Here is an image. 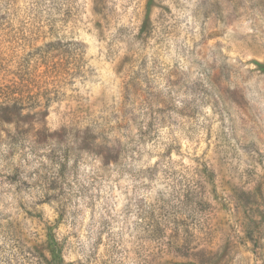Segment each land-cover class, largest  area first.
Wrapping results in <instances>:
<instances>
[{"label":"rangeland","instance_id":"1","mask_svg":"<svg viewBox=\"0 0 264 264\" xmlns=\"http://www.w3.org/2000/svg\"><path fill=\"white\" fill-rule=\"evenodd\" d=\"M163 202L264 264V0H0V264H144Z\"/></svg>","mask_w":264,"mask_h":264},{"label":"trees","instance_id":"2","mask_svg":"<svg viewBox=\"0 0 264 264\" xmlns=\"http://www.w3.org/2000/svg\"><path fill=\"white\" fill-rule=\"evenodd\" d=\"M199 175V174H198ZM205 175V172H203ZM200 176V175H199ZM202 178V177H201ZM189 194L185 199L179 200L181 204L188 202ZM138 226L142 232V238L155 245L151 254L152 260L145 261L144 264H209L202 257L211 255L205 251H196L197 246H193L195 237L190 226L179 220L167 209L165 202L158 206H151L149 210L139 207ZM154 251L156 253L154 254ZM196 251V252H195ZM170 258H182L188 262H174ZM210 258V256H209Z\"/></svg>","mask_w":264,"mask_h":264}]
</instances>
